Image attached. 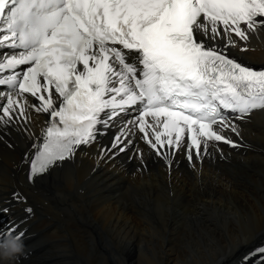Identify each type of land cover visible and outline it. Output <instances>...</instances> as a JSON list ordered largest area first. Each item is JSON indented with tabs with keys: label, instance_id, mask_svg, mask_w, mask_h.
Listing matches in <instances>:
<instances>
[{
	"label": "snow or ice",
	"instance_id": "6c2138e0",
	"mask_svg": "<svg viewBox=\"0 0 264 264\" xmlns=\"http://www.w3.org/2000/svg\"><path fill=\"white\" fill-rule=\"evenodd\" d=\"M0 32V48L11 50L0 56V130L20 117L30 121V110L48 114L38 136L27 129L30 183L72 159L79 145L95 140L97 123L111 126L126 106L139 105L124 122L133 128L122 127L115 137L113 156L132 143L119 147L121 135L137 136L138 123L139 139L158 155L165 144L177 150L183 144L190 161L192 149L200 158L209 141L237 147L221 131L264 109V68L243 65L226 51L237 47L233 33L248 41L249 32L257 38L264 32V0H0ZM22 65L30 66L15 71ZM237 128L231 124L238 136ZM111 151L102 150L99 159ZM13 198L24 201L18 192ZM19 227L10 222L0 229V245L8 238L23 242L26 230ZM249 261L264 264V247L242 264Z\"/></svg>",
	"mask_w": 264,
	"mask_h": 264
},
{
	"label": "bare ground",
	"instance_id": "6f19581e",
	"mask_svg": "<svg viewBox=\"0 0 264 264\" xmlns=\"http://www.w3.org/2000/svg\"><path fill=\"white\" fill-rule=\"evenodd\" d=\"M248 35V41L232 37L237 47L226 51L264 68V32ZM30 111V121L20 117L0 130V209L10 204L0 217L16 216L18 229L43 241L31 239L8 264H234L264 239V110L236 123L239 135L230 134L239 147L209 143L192 161L183 144L158 155L131 134L121 145L132 143L113 156L111 139L118 129H131L128 115H116L111 126L102 125L100 139L33 183L24 163L33 143L27 129L38 136L48 114ZM106 149L112 151L99 159ZM17 192L23 202L7 199Z\"/></svg>",
	"mask_w": 264,
	"mask_h": 264
},
{
	"label": "clouds",
	"instance_id": "9594fccd",
	"mask_svg": "<svg viewBox=\"0 0 264 264\" xmlns=\"http://www.w3.org/2000/svg\"><path fill=\"white\" fill-rule=\"evenodd\" d=\"M23 251V243L13 238H8L3 245H0V262L8 264L16 259Z\"/></svg>",
	"mask_w": 264,
	"mask_h": 264
},
{
	"label": "rangeland",
	"instance_id": "374dc122",
	"mask_svg": "<svg viewBox=\"0 0 264 264\" xmlns=\"http://www.w3.org/2000/svg\"><path fill=\"white\" fill-rule=\"evenodd\" d=\"M29 261H31V259Z\"/></svg>",
	"mask_w": 264,
	"mask_h": 264
}]
</instances>
